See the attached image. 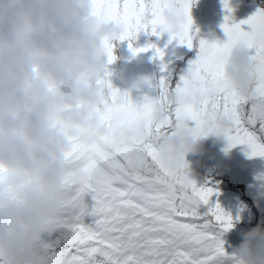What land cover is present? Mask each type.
Listing matches in <instances>:
<instances>
[{
  "label": "snow or ice",
  "instance_id": "6c2138e0",
  "mask_svg": "<svg viewBox=\"0 0 264 264\" xmlns=\"http://www.w3.org/2000/svg\"><path fill=\"white\" fill-rule=\"evenodd\" d=\"M191 2L90 0L92 13L116 23L117 38L129 39L133 54L152 47L155 57L164 56L162 47L132 46L137 32L159 36L166 30L169 40L191 47ZM223 5L231 10L228 0ZM229 19L226 15L221 25L226 39H199L195 58L174 84L162 75L155 96L133 100L127 90L112 87L107 72L97 77L95 111L103 130L85 128L70 137L67 196L53 227L57 234L41 240L46 264H224L234 257L221 239L222 231L232 227V217L218 202L209 203L216 189L197 186L184 171L182 156L174 165L165 164L151 139L154 131L192 121L188 131L193 137L215 132L225 136L228 147L245 144L249 155L264 156V10L257 8L244 21ZM237 44L249 49L255 65L249 97L241 96L224 72ZM112 48L105 39L109 61ZM161 68H166L164 62ZM157 105L164 109L160 118L154 115ZM221 114L230 119L228 127L217 126ZM257 179L264 182V172ZM0 264H8L3 255ZM230 264L239 262L232 258Z\"/></svg>",
  "mask_w": 264,
  "mask_h": 264
},
{
  "label": "clouds",
  "instance_id": "9594fccd",
  "mask_svg": "<svg viewBox=\"0 0 264 264\" xmlns=\"http://www.w3.org/2000/svg\"><path fill=\"white\" fill-rule=\"evenodd\" d=\"M119 31L92 13L90 0H0V255L8 264L47 262L41 237L53 230L67 196L70 137L103 130L94 78L105 67V39L112 43ZM224 72L241 96L253 94L255 65L246 46L232 48ZM154 115L162 117L163 107ZM216 123L225 128L230 119L221 114ZM188 128L182 122L153 132L165 164L185 161L194 147ZM241 237L232 258L264 264V226Z\"/></svg>",
  "mask_w": 264,
  "mask_h": 264
},
{
  "label": "rangeland",
  "instance_id": "374dc122",
  "mask_svg": "<svg viewBox=\"0 0 264 264\" xmlns=\"http://www.w3.org/2000/svg\"><path fill=\"white\" fill-rule=\"evenodd\" d=\"M228 1L230 11L224 7L223 2L209 4L206 0H192L191 47L178 43L176 38L169 40L166 30L159 36L151 31L139 30L132 46L154 43L163 48V57L153 56L155 49L152 47L133 54L129 39L114 38L113 59L109 61L105 54V67L98 76L102 77L107 72V79L112 87L120 91L127 90L133 100H140L145 94L155 96L159 91V78L162 75H166L174 84L187 68L188 61L195 58L199 39H226V33L221 27L226 15L230 17L227 22L233 23L246 20L257 8L264 10L262 0H239V3L235 0ZM250 27L247 23H241V28L245 30ZM162 62L166 64L164 69L161 68ZM192 123L194 122L189 121V125ZM185 163L184 171L197 186L216 189L210 195L209 203L218 202L232 217V227L221 234L223 247L227 253H232L233 247L242 238V230L257 223L264 226V182L257 179V174L264 172V156L249 155L245 144L228 147L224 135L209 132L196 137L194 147L185 153ZM99 258L97 255V259ZM231 259L226 258L224 264H230Z\"/></svg>",
  "mask_w": 264,
  "mask_h": 264
},
{
  "label": "bare ground",
  "instance_id": "6f19581e",
  "mask_svg": "<svg viewBox=\"0 0 264 264\" xmlns=\"http://www.w3.org/2000/svg\"><path fill=\"white\" fill-rule=\"evenodd\" d=\"M235 1H238L237 3H239V0H235ZM206 2H208V3L210 2L211 4H213V3H214V4H215V3L217 4V3H221V2H223V0H208V1L206 0ZM228 2H229V1H228ZM232 2H233V1H232ZM232 2H231V3H232ZM208 3H207V4H208ZM210 3H209V4H210ZM234 3H236V2H234ZM209 4H208V5H209ZM255 6H256V5H255ZM207 7H208V6H207ZM250 7H251V6H250ZM208 8H210V6H209ZM254 8H255V7H254ZM256 8H257V7H256ZM256 8H255V9H256ZM251 10H254V9H251ZM56 234H57L56 230H53L52 232H47V231H46V232H44V233L42 234V237H43V240H51V239H53V238L56 236ZM42 237H41V238H42ZM44 237H45V238H44Z\"/></svg>",
  "mask_w": 264,
  "mask_h": 264
}]
</instances>
